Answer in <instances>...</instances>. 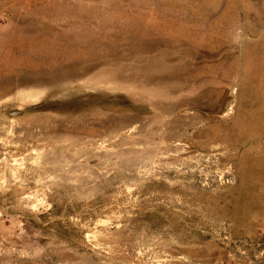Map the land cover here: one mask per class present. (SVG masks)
<instances>
[{
    "label": "rangeland",
    "instance_id": "obj_1",
    "mask_svg": "<svg viewBox=\"0 0 264 264\" xmlns=\"http://www.w3.org/2000/svg\"><path fill=\"white\" fill-rule=\"evenodd\" d=\"M0 264H264V0H0Z\"/></svg>",
    "mask_w": 264,
    "mask_h": 264
}]
</instances>
